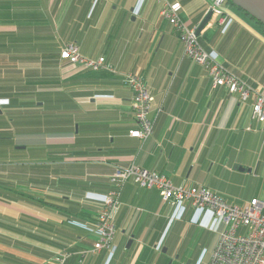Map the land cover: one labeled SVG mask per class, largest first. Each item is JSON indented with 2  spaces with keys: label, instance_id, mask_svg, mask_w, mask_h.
<instances>
[{
  "label": "crops",
  "instance_id": "1",
  "mask_svg": "<svg viewBox=\"0 0 264 264\" xmlns=\"http://www.w3.org/2000/svg\"><path fill=\"white\" fill-rule=\"evenodd\" d=\"M170 1L197 29L213 11L198 35L203 48L264 94V34L257 25L229 6L216 8V0ZM214 9L234 19L228 33L219 32ZM71 43L85 58L104 57L111 69L60 60ZM127 73L141 76L154 97V132L145 141L130 135L138 124L123 82ZM0 92L14 96L0 105V116L12 117L0 119L3 264H59L75 245L98 240L83 225L96 218L117 167L135 165L176 186L207 187L232 205L259 199L244 184L264 170L256 97L242 101L227 87L214 88L207 70L185 56L154 0H0ZM119 199L115 258L101 252L88 264H195L173 235V224L193 217L192 208L179 220L178 207L159 190L133 181ZM9 248L16 252L6 256L1 250Z\"/></svg>",
  "mask_w": 264,
  "mask_h": 264
},
{
  "label": "built area",
  "instance_id": "2",
  "mask_svg": "<svg viewBox=\"0 0 264 264\" xmlns=\"http://www.w3.org/2000/svg\"><path fill=\"white\" fill-rule=\"evenodd\" d=\"M154 1L161 5L160 15L175 28L185 46L186 56L209 69L214 88L227 87L231 93L239 94L242 101H247L253 95L256 97L253 118L264 129V94H258L246 82L228 73L219 62L216 52H206L199 44L197 30L181 19L169 0ZM214 11L219 15V26H224L225 30L232 20L228 15H223L222 10ZM61 58L70 65L94 70L105 65L103 57L92 60L82 56L75 44L68 45L62 51ZM125 80L133 92L132 109L138 124V128L131 130L130 135L145 141L154 132L155 121L149 117L154 97L140 76L128 73ZM110 181L113 189L105 196L98 213V240L91 250L81 253V264L90 255L95 256L112 248L116 237L115 214L119 208L121 190L127 181H133L144 189L159 190L165 202L178 207L179 220L190 208L208 210L213 214L219 226L217 244L211 253H202L196 264H264V201L252 199L247 206L232 205L207 187L176 186L166 175L135 165L117 167ZM69 256H60L58 263L65 264Z\"/></svg>",
  "mask_w": 264,
  "mask_h": 264
},
{
  "label": "rangeland",
  "instance_id": "3",
  "mask_svg": "<svg viewBox=\"0 0 264 264\" xmlns=\"http://www.w3.org/2000/svg\"><path fill=\"white\" fill-rule=\"evenodd\" d=\"M214 4L216 5V2ZM217 8H219V6H217ZM228 8L229 10H232V7L229 6ZM215 16H217V14H215ZM0 119L8 122V121H11L12 117L7 115V113H5L4 111V114L0 116ZM3 142H9V140L3 141ZM8 146H11V145L8 144ZM3 148L5 149L6 146H3ZM244 184L247 187L246 192L250 193L251 197L253 195H256L261 201H264V170H260L258 171V173L256 174L253 173L252 176H248L245 179ZM243 202H246V201L244 200ZM6 213H8V211H6ZM198 216L199 215L195 214L194 217H191L189 220L180 221V222L177 221L176 223L173 224L174 227L178 231V236L175 233L173 235L176 238H178V240L182 241V244H181L182 248L186 250L188 254H191L193 256L192 258L193 263L198 258L200 253H204V252L210 253L214 249V245L219 235L218 233L219 226L215 218H213L212 216L210 217L201 216L198 218ZM0 224L6 225L4 224V222H2V220H0ZM184 230H185V233L187 234V237L185 240H183ZM0 233L3 234L1 230H0ZM3 239L6 240L5 238ZM93 239L94 238H92L87 243L89 245L88 248H90L93 245ZM1 251L6 253L5 254L6 256H8L7 253L16 252L15 250L11 248H9V250L6 249L5 251L4 250H1ZM2 262L3 261H0V264H3ZM169 264H171V261L169 262Z\"/></svg>",
  "mask_w": 264,
  "mask_h": 264
},
{
  "label": "trees",
  "instance_id": "4",
  "mask_svg": "<svg viewBox=\"0 0 264 264\" xmlns=\"http://www.w3.org/2000/svg\"><path fill=\"white\" fill-rule=\"evenodd\" d=\"M147 1V0H146ZM170 1V0H169ZM157 2V1H156ZM171 2V1H170ZM158 4H159V2H157ZM160 5V4H159ZM224 6H230V7H232L235 11H238V12H240L241 14H243V15H245L246 17H248L255 25H257L256 27L257 28H259L260 30H261V32L264 34V25L263 24H261L260 22H258L257 20H255L254 18H252L249 14H247L246 12H244L242 9H240V8H238V7H236L235 5H233L232 4V2H230V1H226L224 4H223ZM160 7H161V5H160ZM223 15H228L229 16V19H231L232 20V22H231V24H230V26H228L225 30H224V26H218L219 27V32H221V33H228V31L230 30V28L232 27V24H233V21H234V19L232 18V16L229 14V13H227V12H223ZM161 16V15H160ZM219 16V15H218ZM162 17V16H161ZM181 17V16H180ZM163 18V17H162ZM164 19V18H163ZM182 19V18H181ZM165 20V22L167 21L166 19H164ZM183 20V19H182ZM168 22V21H167ZM169 23V22H168ZM171 25V24H170ZM190 25V24H189ZM171 27L173 28V30H174V32L176 33V30H175V28L171 25ZM190 28H195L197 31H198V29H197V27L196 26H189ZM176 35H177V33H176ZM178 36V35H177ZM199 37L200 36H198V41H199V44H200V46L203 48V46H202V44L200 43V40H199ZM180 39V38H179ZM71 44H74V43H71ZM68 45H70V44H68ZM67 45V46H68ZM76 45V44H75ZM67 46H65L64 48H62V50H61V52H60V60H62V58H61V53H62V51L67 47ZM204 49V48H203ZM205 50V49H204ZM206 52H213V51H207V50H205ZM83 56V55H82ZM185 56H186V54H185ZM187 58H189L188 56H186ZM104 58V57H103ZM89 59V58H88ZM105 59V58H104ZM193 63H195L196 65H199V66H202V65H200V64H198L197 62H195V61H193L191 58H189ZM92 60H95V59H92ZM98 60V59H97ZM219 60V59H218ZM219 62H220V60H219ZM221 63V62H220ZM222 64V66L224 67V69L228 72V73H230V74H233L231 71H229L228 69H227V67L223 64V63H221ZM202 67H204L206 70H207V72H208V74H209V69L206 67V66H202ZM90 70H93V71H100L101 69H106V70H109V69H111V66H109V64H108V62L106 61V59H105V65L103 66V67H101L100 69H98V70H94V69H92V68H89ZM128 74V73H127ZM133 75H137L136 73H132ZM233 75H235V74H233ZM125 76L126 75H124V77H123V82H124V84L131 90V92H132V89L126 84V80H125ZM137 76H139V75H137ZM209 76H210V74H209ZM236 76V75H235ZM141 77V76H140ZM238 77V76H237ZM142 78V77H141ZM210 78H211V76H210ZM239 78V77H238ZM143 79V78H142ZM240 79V78H239ZM144 80V79H143ZM211 80H212V78H211ZM240 80H242V79H240ZM145 81V80H144ZM243 81V80H242ZM245 82V81H244ZM146 83V82H145ZM247 83V82H246ZM147 85V84H146ZM212 86H213V81H212ZM147 88H148V85H147ZM149 89V88H148ZM152 95V94H151ZM10 96V98H0V105H10V103L12 102H14V99H13V94H10L9 95ZM0 97H1V92H0ZM132 97H133V92H132ZM153 104V103H152ZM158 173V172H157ZM160 174V173H159ZM1 182H3V181H1ZM112 190V189H111ZM110 191L108 190L107 191V193L105 194V196L109 193ZM105 196H104V198H105ZM104 198L100 201V202H102L103 203V201H104ZM101 206H102V204H101ZM119 206H120V199H119ZM99 208H101V207H99ZM119 209V208H118ZM193 211H194V215L195 214H197V215H199L198 216V218L199 217H201V216H208V217H210V216H212L211 214H209L208 212V210H195V209H192ZM99 211H100V209H99ZM99 211H98V213H99ZM98 213H97V216H96V218L95 219H93L92 221H91V224H79V223H75V222H73V223H75V224H77V225H83L90 233H92V235L94 234V233H97V225H98ZM187 213H188V211L184 214V216L180 219V220H185L186 219V216H187ZM211 213V212H210ZM194 215H193V217H194ZM171 220H173V219H171ZM114 223H115V221H114ZM4 224H6V223H4ZM0 226L2 227V226H6V225H3V224H0ZM115 227H116V225H115ZM91 235V234H90ZM89 235V236H90ZM89 238V237H88ZM97 241V240H96ZM96 241H93V245L95 244V242ZM74 244V243H73ZM9 245H11V243H9ZM93 245L90 247V248H88V244L87 245H85L83 248H78V247H76L77 245H75V247L74 248H72L71 250H69L68 252L70 253V257L68 258L69 260H71V259H76V260H78L79 261V263L81 262V260H82V255H81V253L82 252H84V251H87V250H91L92 248H93ZM114 246H115V243L113 242V244H112V248L110 249V250H106V251H103V252H106V253H108L109 254V256H113V257H108V258H110L109 260H111V261H113L114 260V258H115V256H114V250H115V248H114ZM111 254H113V255H111ZM201 254L202 253H200V255L198 256V258L195 260V264L198 262V260H199V258H200V256H201ZM12 256V255H11ZM10 257V256H9ZM93 256L92 255H90L89 257H87V258H85L84 260H83V264H88V262H90V260H92L91 258H92ZM67 259V260H68ZM12 263L14 262V260H10ZM17 262H20V263H23V264H29V262H28V260H23V259H17L16 260ZM193 261V260H192ZM81 264V263H80Z\"/></svg>",
  "mask_w": 264,
  "mask_h": 264
},
{
  "label": "water",
  "instance_id": "5",
  "mask_svg": "<svg viewBox=\"0 0 264 264\" xmlns=\"http://www.w3.org/2000/svg\"><path fill=\"white\" fill-rule=\"evenodd\" d=\"M226 1L232 2L233 5L242 9L244 12L249 14L252 18H254L255 20H257L258 22L264 25V0H217V5L220 6L224 4ZM212 15H213V11L209 13L206 21L198 29L197 31L198 35L203 30L207 22L211 19ZM240 169L244 170L243 168H240Z\"/></svg>",
  "mask_w": 264,
  "mask_h": 264
}]
</instances>
